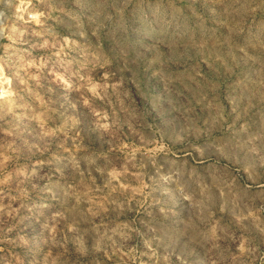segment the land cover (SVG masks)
Listing matches in <instances>:
<instances>
[{"label": "rangeland", "instance_id": "374dc122", "mask_svg": "<svg viewBox=\"0 0 264 264\" xmlns=\"http://www.w3.org/2000/svg\"><path fill=\"white\" fill-rule=\"evenodd\" d=\"M0 264H264V0H7Z\"/></svg>", "mask_w": 264, "mask_h": 264}, {"label": "built area", "instance_id": "2783aa9c", "mask_svg": "<svg viewBox=\"0 0 264 264\" xmlns=\"http://www.w3.org/2000/svg\"><path fill=\"white\" fill-rule=\"evenodd\" d=\"M7 0H0V5L6 4ZM6 13L5 11H0V31L4 29V21H5Z\"/></svg>", "mask_w": 264, "mask_h": 264}]
</instances>
